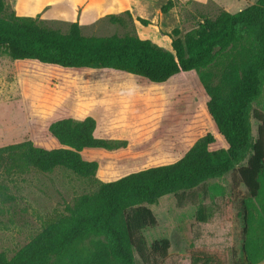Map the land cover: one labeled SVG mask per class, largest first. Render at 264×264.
<instances>
[{
  "label": "trees",
  "instance_id": "16d2710c",
  "mask_svg": "<svg viewBox=\"0 0 264 264\" xmlns=\"http://www.w3.org/2000/svg\"><path fill=\"white\" fill-rule=\"evenodd\" d=\"M175 5L176 0H168L161 9L167 13ZM5 12L6 2L0 0V51L17 64L34 62L46 67L52 83H61L76 71L111 69L149 87L165 84L181 72L201 70L203 110L202 133L184 155L130 171L78 196L67 206V214L44 225L12 256L0 251V264H136L135 253L148 264L164 258L170 240H156L148 251L142 235L144 228L157 223L147 204L224 175L248 150L247 164L239 169L250 193L243 201L242 248L246 264L264 260V101L261 108H253L264 94V0L236 12L222 10L183 37L180 28H174L171 49L135 32L88 36L79 22L63 32L42 25L37 17ZM109 17L115 23L124 21L121 16ZM138 19L143 25L150 23ZM160 38V34L155 36L156 41ZM221 57L224 68L215 83V74L208 68ZM252 113L259 122L255 140ZM48 129L46 143L27 139L0 146V179L32 169L51 172L57 167L82 176L95 174L99 163L85 158V153L105 149L108 143L96 134L93 116L75 120L61 108ZM6 189L0 180V192ZM197 217L208 220L205 207L198 210ZM190 252L193 264L222 263L219 255L206 248L192 247Z\"/></svg>",
  "mask_w": 264,
  "mask_h": 264
},
{
  "label": "rangeland",
  "instance_id": "374dc122",
  "mask_svg": "<svg viewBox=\"0 0 264 264\" xmlns=\"http://www.w3.org/2000/svg\"><path fill=\"white\" fill-rule=\"evenodd\" d=\"M88 1L5 0V13L31 14L42 25L63 32L71 23L79 22L82 33L88 36L135 32L171 49L174 28H180L183 37L203 19L214 18L222 10L236 12L257 0H176L167 13L161 7L168 0H129L133 8L128 9L124 0H102L93 19L91 14L82 15L86 8L91 9ZM133 3L141 5V15ZM110 15L123 17V23L112 22ZM139 16L150 23L143 25ZM157 34L159 41L155 40ZM223 68V57L208 68L215 74V83ZM200 75L201 70L181 72L165 84L142 87L127 73L99 69L76 71L63 82L52 83L46 67L34 62L17 64L0 51V146L27 139L46 143L49 123L61 108L75 120L93 116L96 134L108 143L105 149L85 153V158L99 163L91 176L57 167L51 172L32 169L2 177L7 189L0 192V251L12 256L44 225L67 214V206L78 196L96 191L102 182L184 155L202 133ZM263 101L264 94L254 101L253 108H261ZM182 110L184 114L179 116ZM251 122L255 140L259 122L253 113ZM250 154L248 150L245 158L222 176L147 204L157 218L154 226L142 230L148 251L154 241L170 240L168 254L150 264H193L192 247L219 255L221 264H246L242 213L243 201L250 193L239 169L247 164ZM201 207L209 216L206 222L197 217ZM135 256L136 264H148L138 253ZM258 264H264V260Z\"/></svg>",
  "mask_w": 264,
  "mask_h": 264
},
{
  "label": "crops",
  "instance_id": "0c3cea01",
  "mask_svg": "<svg viewBox=\"0 0 264 264\" xmlns=\"http://www.w3.org/2000/svg\"><path fill=\"white\" fill-rule=\"evenodd\" d=\"M102 0H89L87 3L91 6H89L91 9H87L85 10V12L82 14L84 16L85 13L91 14V18L93 13L95 12L96 14H98L99 10H100V4H101ZM125 3V9L128 8H133V5L131 4V1L129 0H124ZM134 4V3H133ZM130 5V6H129ZM94 7V8H92ZM134 7L136 8V10L138 11V14L141 15L142 11H141V5L140 7H136V4H134ZM16 13L18 14V12L16 11ZM19 15H29V16H33L31 14H19ZM83 18V17H82ZM86 19V17H84V20ZM93 19V18H92ZM83 21V20H82Z\"/></svg>",
  "mask_w": 264,
  "mask_h": 264
}]
</instances>
